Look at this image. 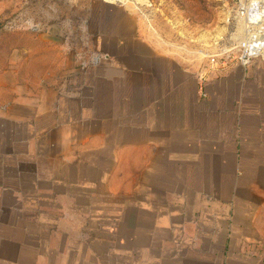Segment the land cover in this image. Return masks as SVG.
I'll use <instances>...</instances> for the list:
<instances>
[{"label": "crops", "instance_id": "obj_1", "mask_svg": "<svg viewBox=\"0 0 264 264\" xmlns=\"http://www.w3.org/2000/svg\"><path fill=\"white\" fill-rule=\"evenodd\" d=\"M120 54L10 103L0 264H264V59Z\"/></svg>", "mask_w": 264, "mask_h": 264}, {"label": "rangeland", "instance_id": "obj_2", "mask_svg": "<svg viewBox=\"0 0 264 264\" xmlns=\"http://www.w3.org/2000/svg\"><path fill=\"white\" fill-rule=\"evenodd\" d=\"M232 3L0 0V144L4 132L15 133L5 113L20 92L68 91L83 85L87 69L95 84L102 63L118 53L152 47L198 67L201 50L226 30L223 17Z\"/></svg>", "mask_w": 264, "mask_h": 264}, {"label": "built area", "instance_id": "obj_3", "mask_svg": "<svg viewBox=\"0 0 264 264\" xmlns=\"http://www.w3.org/2000/svg\"><path fill=\"white\" fill-rule=\"evenodd\" d=\"M223 23L226 30L199 56L203 60L198 72L202 94L209 73L231 64L248 67L255 60L264 59V0H233Z\"/></svg>", "mask_w": 264, "mask_h": 264}, {"label": "bare ground", "instance_id": "obj_4", "mask_svg": "<svg viewBox=\"0 0 264 264\" xmlns=\"http://www.w3.org/2000/svg\"><path fill=\"white\" fill-rule=\"evenodd\" d=\"M117 1V0H116ZM120 1H122V2H124V3H127V2H129L130 0H120ZM143 1H145V0H142V2Z\"/></svg>", "mask_w": 264, "mask_h": 264}]
</instances>
